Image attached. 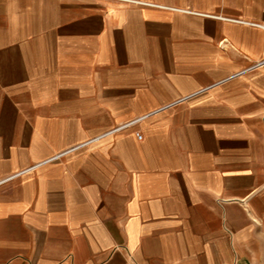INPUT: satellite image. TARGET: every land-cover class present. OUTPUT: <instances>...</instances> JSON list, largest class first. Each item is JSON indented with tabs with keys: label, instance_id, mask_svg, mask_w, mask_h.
<instances>
[{
	"label": "crops",
	"instance_id": "obj_1",
	"mask_svg": "<svg viewBox=\"0 0 264 264\" xmlns=\"http://www.w3.org/2000/svg\"><path fill=\"white\" fill-rule=\"evenodd\" d=\"M263 59L264 0H0V264H264Z\"/></svg>",
	"mask_w": 264,
	"mask_h": 264
},
{
	"label": "built area",
	"instance_id": "obj_2",
	"mask_svg": "<svg viewBox=\"0 0 264 264\" xmlns=\"http://www.w3.org/2000/svg\"><path fill=\"white\" fill-rule=\"evenodd\" d=\"M262 65H264V59L261 60V61H259V62L256 63L255 65H253L251 68H256V67H259V66H262ZM142 119H144V118H143V117H140V118H135V119H132V120H130V121H127V122H125V123L119 125L118 127L112 129V130L110 131V133H112V132H116V131H118V130H121V129H124V128H127V127H130L131 125L136 124L138 121H140V120H142ZM139 137H141V135H139Z\"/></svg>",
	"mask_w": 264,
	"mask_h": 264
}]
</instances>
